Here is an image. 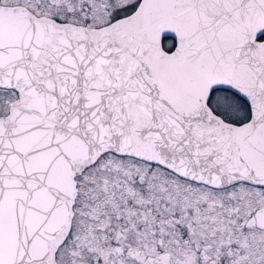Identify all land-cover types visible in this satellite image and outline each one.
Masks as SVG:
<instances>
[{
  "label": "snow or ice",
  "instance_id": "obj_1",
  "mask_svg": "<svg viewBox=\"0 0 264 264\" xmlns=\"http://www.w3.org/2000/svg\"><path fill=\"white\" fill-rule=\"evenodd\" d=\"M0 264H264V0H0Z\"/></svg>",
  "mask_w": 264,
  "mask_h": 264
}]
</instances>
